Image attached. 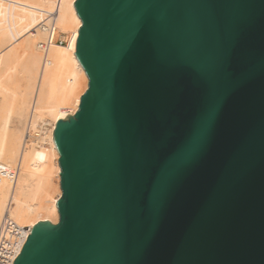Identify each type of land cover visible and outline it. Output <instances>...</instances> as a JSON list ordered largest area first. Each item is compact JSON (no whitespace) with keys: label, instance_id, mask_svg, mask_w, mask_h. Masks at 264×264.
<instances>
[{"label":"water","instance_id":"water-1","mask_svg":"<svg viewBox=\"0 0 264 264\" xmlns=\"http://www.w3.org/2000/svg\"><path fill=\"white\" fill-rule=\"evenodd\" d=\"M74 7L88 85L53 132L59 218L13 264H264V0Z\"/></svg>","mask_w":264,"mask_h":264},{"label":"bare ground","instance_id":"bare-ground-1","mask_svg":"<svg viewBox=\"0 0 264 264\" xmlns=\"http://www.w3.org/2000/svg\"><path fill=\"white\" fill-rule=\"evenodd\" d=\"M74 1L0 0V225L6 214L23 227L59 218L53 132L59 118L78 109L88 85L73 52L81 26ZM53 9L56 27L73 39L42 48L40 22ZM10 104L12 122L4 113Z\"/></svg>","mask_w":264,"mask_h":264},{"label":"built area","instance_id":"built-area-1","mask_svg":"<svg viewBox=\"0 0 264 264\" xmlns=\"http://www.w3.org/2000/svg\"><path fill=\"white\" fill-rule=\"evenodd\" d=\"M56 9L46 14L40 22L45 39L41 43L42 48L50 45H66L73 39L70 34L59 31L55 25ZM32 227L19 226L6 214L0 225V264H13V261L20 253Z\"/></svg>","mask_w":264,"mask_h":264},{"label":"snow or ice","instance_id":"snow-or-ice-1","mask_svg":"<svg viewBox=\"0 0 264 264\" xmlns=\"http://www.w3.org/2000/svg\"><path fill=\"white\" fill-rule=\"evenodd\" d=\"M218 109L209 110L203 117L200 125L191 137L182 154V163L184 165L191 164L205 150L208 143V135L215 123Z\"/></svg>","mask_w":264,"mask_h":264},{"label":"rangeland","instance_id":"rangeland-1","mask_svg":"<svg viewBox=\"0 0 264 264\" xmlns=\"http://www.w3.org/2000/svg\"><path fill=\"white\" fill-rule=\"evenodd\" d=\"M7 38V34H5L4 36H3V39H6ZM15 104H10V105H8V107L5 109V115H6V113H7V115H6V117H7V119H8V121L9 122H12V119H13V109H14V106ZM11 107V108H10ZM16 123H18L17 121H16ZM22 127V124H20L18 127ZM20 127V128H21ZM54 179H55V177H53Z\"/></svg>","mask_w":264,"mask_h":264}]
</instances>
